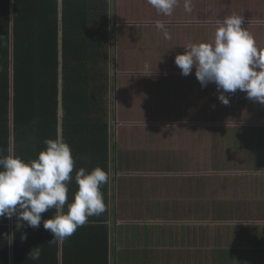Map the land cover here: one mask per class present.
I'll return each instance as SVG.
<instances>
[{
    "label": "crops",
    "instance_id": "1",
    "mask_svg": "<svg viewBox=\"0 0 264 264\" xmlns=\"http://www.w3.org/2000/svg\"><path fill=\"white\" fill-rule=\"evenodd\" d=\"M37 1L26 0V11L56 9L61 58L77 77L69 106L82 124L108 123L107 136L94 126L69 132V201L79 168L110 174L101 190L105 212L44 253L68 258L61 264H264V104L239 90L225 93L224 104L214 83L201 87L195 68L183 76L174 63L188 45L212 42L216 22L231 15L244 18L264 49V0H190V12L177 0L171 15L148 0ZM101 34L102 48L92 47ZM85 61L106 74L102 100L81 82ZM62 112L60 104L58 120ZM35 231L44 235L26 251L53 239Z\"/></svg>",
    "mask_w": 264,
    "mask_h": 264
},
{
    "label": "clouds",
    "instance_id": "2",
    "mask_svg": "<svg viewBox=\"0 0 264 264\" xmlns=\"http://www.w3.org/2000/svg\"><path fill=\"white\" fill-rule=\"evenodd\" d=\"M163 15H171L177 0H148ZM185 11H191L190 0H185ZM244 18L225 16L216 22L212 42L192 43L183 53L177 54L174 63L183 76L195 68V77L201 87L214 83L218 99L228 104L225 93L237 90L246 93L248 99L264 104V49L257 47L252 34L242 27ZM158 29L166 26L157 21ZM45 149L35 159L25 161L12 148L7 154L0 149V218H16L17 228L25 225L38 228L42 213L54 209L43 227L53 239L64 240L78 227L84 226L91 216H99L106 210L101 186L110 180V174L97 166L91 171L84 167L75 171L77 190L68 199V183L73 177L74 158L70 146L60 137L44 140ZM66 209V210H65ZM13 239V237H12ZM11 239V241H12ZM27 234L21 235L26 240ZM39 246L31 248L28 258L38 261Z\"/></svg>",
    "mask_w": 264,
    "mask_h": 264
},
{
    "label": "trees",
    "instance_id": "3",
    "mask_svg": "<svg viewBox=\"0 0 264 264\" xmlns=\"http://www.w3.org/2000/svg\"><path fill=\"white\" fill-rule=\"evenodd\" d=\"M25 1L0 0V149L7 154V149L12 148L16 155L29 161L45 149L47 138L60 137L67 143L72 128L87 133L93 126L101 136H107L108 123L93 119L90 125L82 124L79 109L69 106L73 94L68 91V86H72L77 77L70 73L67 61L61 58L66 56V46L64 37L58 42L56 9L29 12ZM48 3L52 1L48 0ZM105 20V16L97 19L100 22L98 28ZM102 36L91 38L88 43L102 48ZM83 46L80 45L86 52ZM83 66L81 82L89 86L92 93L98 89L97 97L102 100L106 90L104 70L87 66V61ZM87 97L86 91L82 99ZM60 104L63 112L62 119L58 120ZM101 154L107 157V151ZM53 212L54 209H50L41 214L38 228L27 227L25 222L18 229L15 217L0 218V264H61L62 260L68 259H59L52 251L49 255L44 253L45 246L52 240L49 237L42 242L38 261L28 258L31 249L26 251L24 248L25 244H39L44 233L35 230L44 228L43 220L51 218ZM24 233L27 239L22 241ZM101 249L104 250V246Z\"/></svg>",
    "mask_w": 264,
    "mask_h": 264
},
{
    "label": "rangeland",
    "instance_id": "4",
    "mask_svg": "<svg viewBox=\"0 0 264 264\" xmlns=\"http://www.w3.org/2000/svg\"><path fill=\"white\" fill-rule=\"evenodd\" d=\"M248 117H251V116H248ZM252 117H256V116H252ZM115 128H116V126H114V127L112 126L113 134H115V131H116Z\"/></svg>",
    "mask_w": 264,
    "mask_h": 264
}]
</instances>
